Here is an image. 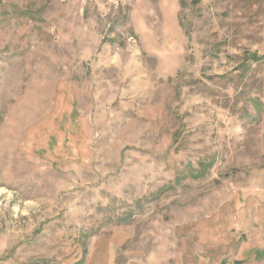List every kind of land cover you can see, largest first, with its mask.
<instances>
[{"label":"rangeland","instance_id":"374dc122","mask_svg":"<svg viewBox=\"0 0 264 264\" xmlns=\"http://www.w3.org/2000/svg\"><path fill=\"white\" fill-rule=\"evenodd\" d=\"M0 264H264V0H0Z\"/></svg>","mask_w":264,"mask_h":264},{"label":"trees","instance_id":"16d2710c","mask_svg":"<svg viewBox=\"0 0 264 264\" xmlns=\"http://www.w3.org/2000/svg\"><path fill=\"white\" fill-rule=\"evenodd\" d=\"M261 60V58H259V59H256V61H260Z\"/></svg>","mask_w":264,"mask_h":264},{"label":"water","instance_id":"95a60500","mask_svg":"<svg viewBox=\"0 0 264 264\" xmlns=\"http://www.w3.org/2000/svg\"><path fill=\"white\" fill-rule=\"evenodd\" d=\"M240 261H237V263H239Z\"/></svg>","mask_w":264,"mask_h":264}]
</instances>
